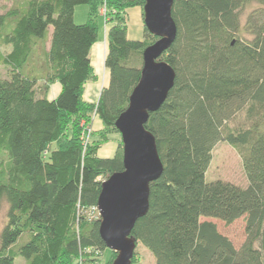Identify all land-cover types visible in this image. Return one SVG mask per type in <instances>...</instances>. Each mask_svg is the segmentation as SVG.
I'll use <instances>...</instances> for the list:
<instances>
[{
  "label": "trees",
  "instance_id": "16d2710c",
  "mask_svg": "<svg viewBox=\"0 0 264 264\" xmlns=\"http://www.w3.org/2000/svg\"><path fill=\"white\" fill-rule=\"evenodd\" d=\"M252 2L264 6V0H175L178 34L161 59L175 68L176 83L146 123L164 171L151 182L149 210L133 229L156 264H264V10L241 26V11ZM144 3L25 0L0 13V45L8 47L0 54L8 68L0 76V152L9 160L0 171V208L7 204L0 264L18 256L27 264H79L108 248L94 209L102 182L123 169V152L120 142L112 157L98 150L112 130L119 132L115 122L140 79L143 50L157 39L146 27L144 40L127 36L125 10ZM79 5L89 6L83 23L74 19ZM100 14L114 24L105 61L110 83L95 105L82 95L95 78L90 50ZM54 81L62 90L49 99ZM244 110L247 123L231 125ZM94 111L105 127L85 146L81 122H91ZM221 140L241 154L246 187L207 180ZM242 216L247 237L239 248L215 222L201 220L232 223Z\"/></svg>",
  "mask_w": 264,
  "mask_h": 264
},
{
  "label": "water",
  "instance_id": "95a60500",
  "mask_svg": "<svg viewBox=\"0 0 264 264\" xmlns=\"http://www.w3.org/2000/svg\"><path fill=\"white\" fill-rule=\"evenodd\" d=\"M175 0H145L144 24L157 39L143 50L141 76L115 126L123 142V169L102 182L97 207L99 232L116 252L112 264H133L138 245L133 229L150 207V184L160 178L164 163L155 135L146 128L150 114L159 110L175 86L177 72L161 56L175 42L178 26Z\"/></svg>",
  "mask_w": 264,
  "mask_h": 264
},
{
  "label": "rangeland",
  "instance_id": "374dc122",
  "mask_svg": "<svg viewBox=\"0 0 264 264\" xmlns=\"http://www.w3.org/2000/svg\"><path fill=\"white\" fill-rule=\"evenodd\" d=\"M25 0H0V13L6 12L11 7L20 5ZM261 9L264 10V6L260 5L258 2H252L247 5L241 11V26L244 28L247 25V19L249 16L260 13ZM83 23V22H82ZM52 31V27H50ZM247 37H250L246 30H243ZM8 47L0 45V54L7 53ZM0 76H8V68L3 65L0 61ZM247 123V115L245 110L237 114L233 119H231V125H244ZM84 128L83 132V142L86 146L89 142L94 143V129L92 122H87L86 119L81 122ZM113 134L110 135V139H114V136L120 142L119 150L122 154V139L120 132L112 130ZM95 140V139H94ZM99 140V139H98ZM54 147V146H53ZM9 160L5 153L0 152V171L7 167ZM206 178L208 181L222 179L226 181L234 182L242 187L248 185V178L243 166L242 156L238 149L232 146L227 141H218L212 152V161L207 171ZM7 204H2L0 208V229L4 226L6 221ZM201 220H211L216 223L218 230L229 237L236 247H240L245 241L246 235V216H242L232 223H227L222 219L214 217H202ZM21 240H24L21 238ZM259 241L256 242V246ZM89 255V254H88ZM115 255L111 254V249L106 248L103 253L94 254L93 259L86 262H78L79 264H111ZM133 264H156L155 257L153 254L142 244L138 242L135 249ZM14 264H27L26 259L22 256H18L15 259Z\"/></svg>",
  "mask_w": 264,
  "mask_h": 264
},
{
  "label": "crops",
  "instance_id": "0c3cea01",
  "mask_svg": "<svg viewBox=\"0 0 264 264\" xmlns=\"http://www.w3.org/2000/svg\"><path fill=\"white\" fill-rule=\"evenodd\" d=\"M89 17V6L79 5L75 8L74 19L77 23L86 22ZM125 19L127 25V36L131 40H144L145 38V24H144V11L140 5L128 7L125 10ZM98 39L92 45L90 50L91 64L94 69L95 78L88 79L84 83V91L82 98L84 101L90 104H97L102 91L109 86L110 83V71L106 67V56L108 52V30L114 24V22L107 23L104 16L100 14L98 16ZM62 90V85L59 81L50 83L47 91V97L49 99L56 98ZM85 120V119H84ZM91 122L93 124L94 133L104 129V123L98 116L96 111L91 114ZM118 139H109L103 143L98 150L100 157H112L118 150Z\"/></svg>",
  "mask_w": 264,
  "mask_h": 264
},
{
  "label": "built area",
  "instance_id": "2783aa9c",
  "mask_svg": "<svg viewBox=\"0 0 264 264\" xmlns=\"http://www.w3.org/2000/svg\"><path fill=\"white\" fill-rule=\"evenodd\" d=\"M102 12H103V14H106V12H107V9H106V7H105V6L102 8ZM95 210L99 212V210H98V207H97V208H95V209H94V211H95ZM94 211H93V212H94Z\"/></svg>",
  "mask_w": 264,
  "mask_h": 264
}]
</instances>
